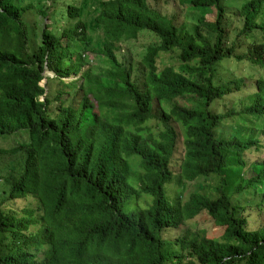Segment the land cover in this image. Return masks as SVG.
<instances>
[{
    "label": "trees",
    "instance_id": "16d2710c",
    "mask_svg": "<svg viewBox=\"0 0 264 264\" xmlns=\"http://www.w3.org/2000/svg\"><path fill=\"white\" fill-rule=\"evenodd\" d=\"M225 1H183L218 13L189 43L160 0H0V264H264V224L251 228L264 162L233 194L223 179L216 199L165 195L175 176L223 177L231 154L247 167L243 154L264 149V129L221 134L235 118L264 120V76L226 71L264 70V0ZM144 32L161 41L136 63L122 45ZM168 54L179 64L162 67ZM236 94L239 109L216 110ZM180 99L200 106L163 104ZM202 214L222 238L192 231Z\"/></svg>",
    "mask_w": 264,
    "mask_h": 264
},
{
    "label": "rangeland",
    "instance_id": "374dc122",
    "mask_svg": "<svg viewBox=\"0 0 264 264\" xmlns=\"http://www.w3.org/2000/svg\"><path fill=\"white\" fill-rule=\"evenodd\" d=\"M26 3H29L33 0H24ZM168 1L172 0H160L162 3V9L165 12H168L169 14L174 15V13L178 16V22L179 26L181 27V35L184 39H186L189 43L192 41L194 35L196 34L197 27L200 24L201 19L204 16H207V20L209 22H216L218 18V13L214 9L207 10V9H193L189 4H184L183 1L185 0H173L168 5ZM251 0H226L225 5L230 7V10L237 11L239 9H242L246 6L247 3H249ZM93 14V12H92ZM30 19V17H29ZM86 20V18H85ZM264 22V21H263ZM262 22V23H263ZM237 26V25H236ZM236 27L234 26V29ZM90 33L96 37V34L93 31H90ZM160 38L155 36L152 33L144 32L141 34L140 38L134 41L127 42L122 45V54H129L131 57L135 58L136 63H140L143 61V58L148 53V50L150 47L154 45L160 44ZM173 56L168 54L164 55V57L161 59V65L162 67H165L168 64H176L178 65V61L175 58H172ZM93 63L100 62L99 59L95 58V55L91 58ZM176 60V61H175ZM104 65V63L102 64ZM227 76L229 78L235 79L237 77H245L248 79V82L250 85L252 84V79L254 77H263L264 76V70L263 69H255L254 73L252 72V69L247 64H240L238 62H233L231 64L227 65L226 68ZM45 75L48 77H54V73L51 71H46ZM235 77V78H234ZM45 79L42 84L46 86L47 90L57 89L56 82L54 83L55 86L48 87V79ZM228 79V78H227ZM225 80V79H223ZM52 82V81H51ZM248 91H245L247 93ZM242 102L239 94L230 96L224 101H219L218 104H216V110L219 112L228 111L232 108L239 109L240 103ZM164 106L170 111L175 105H181V106H188L191 108L199 107L200 105L197 103V100L194 99H180L176 101H172L168 103L165 101ZM256 128L263 130L264 129V120H256L252 117H244V118H235L225 124V126L222 129L221 134L224 136H230L231 134L239 133L242 136H256L260 135V132H257ZM248 129H253L255 132L253 134L250 133ZM0 139V146L8 144V142L1 141ZM184 145L182 144L180 146V152L177 154V157L174 162L175 167V175L179 173L180 171V163L184 158ZM245 164L247 167L240 162V159L237 154H231L229 158L230 165L228 169L225 171L223 177H215L211 176L209 178H200L194 182H182L180 181L178 176H175L173 181L165 186V195L168 201L174 202L178 198H180V201L185 203L189 200V197L193 193H201L203 195H206L212 199H216L220 197L222 194L218 193L215 188L222 184L223 179L225 184L227 185V192L228 194H233L235 192L236 187L239 185V183L243 182V180L247 179L248 177L254 176V172L250 171L247 172L249 169V166L255 162L260 163L264 162V149L260 151H250L245 154H243ZM1 162H5L6 164L9 162V159L6 157H3L1 159ZM22 205H18L16 207H20ZM251 228L252 229H258L261 225L264 224V211L261 212L257 209H251ZM189 226L191 227L192 231L194 233H200L202 231H207L209 233V236L212 238H222L224 232L222 228H220L215 220L209 215V214H202L201 216L197 217L195 220L191 221ZM184 229L170 231L166 233L165 237L168 239H175L182 235Z\"/></svg>",
    "mask_w": 264,
    "mask_h": 264
}]
</instances>
